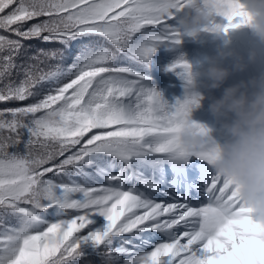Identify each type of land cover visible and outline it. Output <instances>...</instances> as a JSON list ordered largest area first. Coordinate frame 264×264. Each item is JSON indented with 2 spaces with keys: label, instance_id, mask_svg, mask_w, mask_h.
I'll use <instances>...</instances> for the list:
<instances>
[{
  "label": "snow or ice",
  "instance_id": "1",
  "mask_svg": "<svg viewBox=\"0 0 264 264\" xmlns=\"http://www.w3.org/2000/svg\"><path fill=\"white\" fill-rule=\"evenodd\" d=\"M186 3L0 0V264H264V218L212 169L195 100L169 104L143 72L180 43ZM212 3L211 30L249 23Z\"/></svg>",
  "mask_w": 264,
  "mask_h": 264
},
{
  "label": "clouds",
  "instance_id": "2",
  "mask_svg": "<svg viewBox=\"0 0 264 264\" xmlns=\"http://www.w3.org/2000/svg\"><path fill=\"white\" fill-rule=\"evenodd\" d=\"M239 3L250 16L249 23L242 26L264 42V0H239ZM223 8L226 10V6ZM223 22L224 17L215 11L212 0H187L176 17L178 30L192 37L201 33L218 35L221 31H213L210 26ZM230 55L232 53L218 48L216 57L209 58L206 67L193 73L190 66L188 75L180 76L184 82V98L195 100L190 110L191 120L192 111L200 108L204 99L198 87L220 88L230 73L219 60ZM234 68L242 70L243 65L237 61ZM196 77L202 78L200 85ZM249 87L252 88L250 93ZM208 111L215 121V137L211 127L195 123L202 125L207 130L206 136L215 142L218 156L212 169L217 175L233 181L240 189L242 200L264 218V74L248 84L241 81L223 88L219 98H210ZM206 136L189 129L184 133L183 141L192 148L202 145Z\"/></svg>",
  "mask_w": 264,
  "mask_h": 264
},
{
  "label": "trees",
  "instance_id": "3",
  "mask_svg": "<svg viewBox=\"0 0 264 264\" xmlns=\"http://www.w3.org/2000/svg\"><path fill=\"white\" fill-rule=\"evenodd\" d=\"M0 34L8 35L2 30H0ZM256 39L257 37L245 26L231 29L227 33L221 32L218 35L201 33L196 37L188 36L180 31V43L176 45L160 44L156 48L149 64L144 67L143 72L149 78L150 85L155 87L169 104H172L177 99L183 100L184 82L176 74V71L167 70L169 65L173 64L180 57H183V60L191 66L193 73H196L207 66L209 58L216 57L218 48L232 53V55L219 60L220 65L229 69L230 73L221 87L211 90L202 87H198L197 89L202 93L204 99L201 101V107L192 111L191 118L194 122L207 124L210 119H213L208 111L210 98H219L223 88L238 84L241 81L248 84V81H245L244 78H248L251 81L262 75L264 71V52L255 46ZM40 46L52 47V45ZM25 47H28V42L25 43ZM24 58L25 55L22 52L17 62L19 63V60H23ZM237 61L243 65L242 70L234 68V64ZM19 78L17 72L13 71L11 79L18 80ZM196 80L198 85L202 83L201 77H196ZM248 91L250 93L252 89L248 88ZM5 106L15 105L0 104V108ZM215 130L216 125L212 132L214 137ZM76 179L79 178L77 177ZM93 259L95 260V264H100L98 259Z\"/></svg>",
  "mask_w": 264,
  "mask_h": 264
},
{
  "label": "rangeland",
  "instance_id": "4",
  "mask_svg": "<svg viewBox=\"0 0 264 264\" xmlns=\"http://www.w3.org/2000/svg\"><path fill=\"white\" fill-rule=\"evenodd\" d=\"M255 46L258 49H260L262 52H264V42H261L258 38L255 40ZM262 74H264V71H263ZM244 79H245V81H248V82L250 81L248 78H244ZM249 89H252V88L249 87ZM206 125H208L209 127H211L214 130V128H215V121H214V119H210V121L207 122Z\"/></svg>",
  "mask_w": 264,
  "mask_h": 264
}]
</instances>
